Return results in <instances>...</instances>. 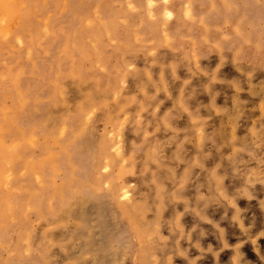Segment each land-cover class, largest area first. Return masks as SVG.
Segmentation results:
<instances>
[{
	"label": "clouds",
	"instance_id": "9594fccd",
	"mask_svg": "<svg viewBox=\"0 0 264 264\" xmlns=\"http://www.w3.org/2000/svg\"><path fill=\"white\" fill-rule=\"evenodd\" d=\"M193 2L181 16L201 31L128 65L98 129L103 264H264V19L220 0L223 20L209 24Z\"/></svg>",
	"mask_w": 264,
	"mask_h": 264
},
{
	"label": "rangeland",
	"instance_id": "374dc122",
	"mask_svg": "<svg viewBox=\"0 0 264 264\" xmlns=\"http://www.w3.org/2000/svg\"><path fill=\"white\" fill-rule=\"evenodd\" d=\"M150 2L153 5L151 8L149 7ZM212 2L213 0H194L192 10L197 17L202 15L206 16L207 19L213 17L215 19L213 24H216L223 20L224 7L220 0H215L220 10L218 17L216 13H210ZM234 3L239 9L243 0H234ZM19 6L23 15L30 19V22L25 25L24 35L21 33V41L17 44L18 46L22 42V46L17 48L24 52V57L21 59L22 63L28 72H37L39 68L40 74L46 78H41L40 84L35 86L33 77H30L32 82L30 89L37 98L41 112L46 117L44 119L46 125L44 134L50 130L51 133L53 132L50 118H56L58 123L67 116L72 120L79 119L81 120L79 126H82V129L87 128L98 118V106L82 110L80 104L76 108L75 102L71 98H67L68 96L79 95L76 87L73 89L72 82H80L82 86H86L84 84L85 78L92 79L103 76L112 83V90L110 89L106 93V98L101 99L104 106L100 107V119L103 121L107 117L109 108L112 107L109 101L115 97L116 92L121 87L123 72L127 70L128 65L135 64L137 67H143L146 62H150L152 57L148 56L147 53L154 47V41L162 40L164 42L165 48L160 50L163 54L168 50L169 36L174 39L175 46L179 47L182 43L181 38L189 34L190 28L192 34H198L201 31L198 25L187 23L181 16L182 10L183 15L189 14L188 9H186V0H170L167 5L163 0H22V4ZM165 8L175 14V18L168 23L167 27L162 24L160 19ZM84 10L86 12L79 18L78 22L74 21L75 13L79 14ZM73 12L74 14H72ZM247 19L253 20L259 25L264 17L260 15ZM53 28L59 30L57 38L59 37L60 42H64L68 38L72 41L77 38L89 43L91 49L88 50V54L85 56V60H87L82 63V68H80L81 72L88 70L85 76L77 74L75 81L68 74L63 77L60 76L67 69V62L61 54L59 44L55 45L50 42L47 29L50 32ZM41 30H45L42 35L40 34ZM12 55L10 49L4 52L3 57L10 61ZM75 58L81 61L78 56ZM33 64L36 65L35 68H33ZM112 67L113 69H111ZM48 70H50L49 73H47ZM127 83L131 86L130 78ZM57 85L69 88L70 93L58 95L53 90ZM47 89L53 90V96ZM89 89L96 91L94 86H89ZM84 91L89 92L87 88ZM8 106L13 110L16 108L12 102L8 103ZM30 113V118L26 116L25 120L30 127H33L32 121L36 118L40 119V112L36 113L31 110ZM99 123L94 128L95 136H97L99 127H102V123ZM24 131L28 133L26 129ZM35 139L41 141L43 136H40L39 133ZM44 146L32 148L30 144H26L23 149L25 154L31 153L39 158L48 157L49 154L57 153L60 150L58 146L53 144V138H49ZM44 149L48 152L46 153ZM95 150L90 151V168L87 173L88 183L91 186V176L97 156ZM26 174L30 178L31 186H39L40 190L45 186L48 195H52L53 192L45 181L37 179L36 176L31 175V172L20 168L14 172L11 180L9 179L6 189L0 186L4 188L2 197L4 198L5 194L21 196L26 193L25 188L20 186L19 189L20 180ZM62 177L60 175L57 181L60 182ZM22 214V216L14 218L7 212H0V226L5 230L3 242L0 243V264H69V261H73L76 255L70 254L60 242L52 240L48 236L49 232L57 231L61 227L60 222L48 225L42 218V216H47L48 212H40V219L35 212L28 210ZM66 234L68 235L67 232ZM213 243L215 242L213 241ZM78 247L79 243L74 242V251ZM250 258H254L251 253Z\"/></svg>",
	"mask_w": 264,
	"mask_h": 264
},
{
	"label": "bare ground",
	"instance_id": "6f19581e",
	"mask_svg": "<svg viewBox=\"0 0 264 264\" xmlns=\"http://www.w3.org/2000/svg\"><path fill=\"white\" fill-rule=\"evenodd\" d=\"M20 4H22V0H0V186L6 189V186L8 187L7 183L9 179L11 180L14 172L24 168L27 172H31V175L36 176L37 179L45 181L53 193L48 195L45 186L41 190L39 186H31L30 178L26 174L19 183V189L21 186L27 190L23 195L5 194L3 198L4 188L0 187V212H7L16 218L22 216V212L28 210L35 212L39 219L40 212H48L47 216H42L48 225L61 223V227L57 231L49 232L48 236L52 240L60 242L70 254L76 255L73 258L75 264H83L84 262H86L85 264L90 262L91 264H103L105 252L100 247V241L97 239L100 232L96 230L103 209L94 200L87 173L90 168V151L96 149L95 126L93 125H99V122H101L100 107L104 106L101 99L106 98V93L110 89L112 90V83L103 76L92 79L85 78L84 84L87 87L82 86L80 82H72L73 89L76 87L79 95L68 96L67 98H71L75 102L76 108L80 104L82 110L98 106V118L84 129L79 126L81 123L79 119L72 120L67 116L58 123L56 118H50L53 132L51 133L50 130L44 134L46 129L44 119L46 117L39 108L36 96L32 94L30 77H33L35 86L40 84L41 78H46L40 74L39 68L37 72H28L21 60L24 57V52L17 49L22 46V42L17 46L18 42L21 41V33L23 34L25 31L27 22H30V19L23 15ZM85 12L86 10L79 14L75 13L74 21L78 22ZM238 15L247 18H255L260 15L264 17V8L254 3L253 0H243L241 8L238 9ZM214 20L213 17H209L207 22L212 21L210 24H213ZM44 31L41 30L40 34L42 35ZM47 33H49L52 44H59L61 54L67 62V69L60 76L63 77L68 74L73 81L77 79V74L85 76L88 70H82L81 72L80 68H82V63L87 60H85V56L88 54V50L91 49L89 43L77 38L73 41L68 40V38L64 42H60L59 37L57 38L59 30L55 28L51 29L50 32L47 29ZM10 49L13 55L11 60L8 61L3 55L4 52ZM76 56L81 61L75 58ZM35 66L33 64V68ZM49 72L50 70L47 71V73ZM89 86H94L96 91L89 89ZM85 88L89 92H85ZM53 90L60 96L70 93L69 88H63L60 85L55 86ZM53 90L47 89L52 96ZM11 102L15 104L16 108L14 107V110L8 106V103ZM31 110L36 113L40 112V119L36 118L32 121L33 127H30L25 120L26 116L30 118ZM25 129L28 133L24 131ZM39 133L40 136H43V139H40L41 141L35 139V136ZM49 138H53V144L59 147V152L42 158L31 153L25 154L23 148L26 144H30L32 148H40L45 145ZM60 175L63 177L58 182L57 178ZM46 178L48 179L46 180ZM93 215L94 217H91ZM4 234L5 230L0 226V243L3 242ZM74 242L79 243L76 252L73 248Z\"/></svg>",
	"mask_w": 264,
	"mask_h": 264
}]
</instances>
